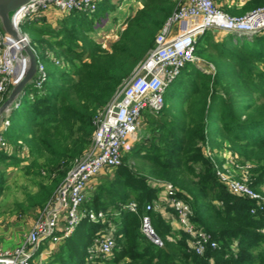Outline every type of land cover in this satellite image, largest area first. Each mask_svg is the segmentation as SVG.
<instances>
[{
    "label": "trees",
    "instance_id": "1",
    "mask_svg": "<svg viewBox=\"0 0 264 264\" xmlns=\"http://www.w3.org/2000/svg\"><path fill=\"white\" fill-rule=\"evenodd\" d=\"M140 1L143 8L133 11L108 47L92 37L95 14L70 13L59 29L45 19L27 20L31 46L46 65L47 80L42 93L31 83L19 99L5 132L10 146L0 152V162L22 166L28 176L45 175L52 183L37 182L39 190L28 206H21L22 212L44 208L75 161L85 155L97 114L154 48L176 8L175 0ZM107 7L104 3L97 12L103 9L106 14ZM48 53L63 58L70 69L67 64L57 67ZM196 55L213 63L216 71L207 74L194 65L182 71L176 80L181 107L177 112L165 107L158 120L153 119L151 139L138 141L114 177L97 185L84 206L118 210L112 254L88 262V249L103 226L83 220L51 264H264V212L252 215V201L229 193L205 155L206 147L227 148L241 164L250 162L249 185L263 193L264 33L251 38L226 34L218 41L207 31L197 40ZM130 160H145L150 174L177 188L178 197L193 211L192 222L212 236L218 249L195 254L184 232H173L159 213L147 210L160 188L134 173ZM3 184L0 179V196ZM132 201L138 203L137 213L122 209ZM144 215L151 217L163 247L142 233Z\"/></svg>",
    "mask_w": 264,
    "mask_h": 264
},
{
    "label": "built area",
    "instance_id": "2",
    "mask_svg": "<svg viewBox=\"0 0 264 264\" xmlns=\"http://www.w3.org/2000/svg\"><path fill=\"white\" fill-rule=\"evenodd\" d=\"M99 2L100 0H31L15 13L14 21L20 27L27 20L40 21L51 9L65 15L73 12L93 14L97 11ZM207 31L249 38L264 33V6L243 16H236L222 11L214 0H180L177 9L157 34L154 48L136 66L112 100L97 114L96 130L89 150L75 161L44 211L33 223L24 243L14 250H6L0 244V264H45L44 258L52 255L58 246L69 239L83 220L103 226L88 249V262L112 254L116 245L113 221L118 216V210L85 209L84 204L88 200L86 190L103 172L116 170L123 164L127 149L141 139L140 129L145 116L159 115L164 110L167 89L180 77L182 71L188 65L201 69L196 45L198 38ZM47 57L57 67H64L63 58L52 53H48ZM24 61L20 49L9 41L0 27V106L17 82L19 67L21 70ZM46 80V65L39 60L33 84L41 93ZM13 110L6 114L0 124V152L10 146L5 132L11 125ZM205 155L213 163L217 178L229 193L252 201V215L264 212V194L249 185L250 170L253 167L251 164H241L230 151L222 154L206 147ZM150 183L160 188L164 194L180 230L188 236L187 243L192 252L203 256L208 249H218L219 245L212 236L192 222L193 211L187 202L178 197L179 192L173 184L161 181ZM158 207L160 208V204L154 202L147 206V210H156ZM122 209L137 213L139 206L132 201L123 205ZM141 231L156 245L163 247L149 215L142 217Z\"/></svg>",
    "mask_w": 264,
    "mask_h": 264
},
{
    "label": "rangeland",
    "instance_id": "3",
    "mask_svg": "<svg viewBox=\"0 0 264 264\" xmlns=\"http://www.w3.org/2000/svg\"><path fill=\"white\" fill-rule=\"evenodd\" d=\"M140 2H141L140 0H104V1L101 0V2H99L98 5L102 6L104 3H107L108 11L106 14H104L105 13L104 10L100 9L98 12L96 11L97 13L95 12L92 14V15L95 14L93 17L94 33L92 34V37L97 42L102 43L105 47H108L110 43L115 42L118 39L120 32L124 30L126 20L133 13V11L138 9L137 7L138 5H140ZM178 2L179 1H176L175 10L178 7ZM65 16H66L65 14L59 12L57 17L52 21V25L56 29H59L60 23ZM103 25H104V29L101 30L100 27ZM108 27L113 28V31L109 30ZM21 30L26 34L27 33L31 34L32 25H30L29 22L25 21L21 25ZM106 30L107 32L104 33V31ZM197 57L201 60V65H202L201 69L198 68L199 70L202 71L203 69L206 72L205 71H202V72L207 73V74H213L216 71L213 63L207 61L206 59L200 56H197ZM66 64H67V68L70 69L69 64L65 62V66ZM23 67L24 65H21V70L19 67L18 74L22 72ZM180 97H181L180 88L178 86V82L175 81L168 87L166 95H165V104H166V107L169 109V111H170V108L171 110H175V112L178 111L177 109L181 107ZM160 116H161V113L159 115L147 114L146 122H144L141 127L142 128L141 130L143 133L140 135V137H142L141 140L149 141L148 139H151L153 135L151 132L152 126H153L152 121L153 119L158 120ZM134 145L135 144H132L131 147L127 149L125 156L128 152L132 150ZM89 148L87 149V151L89 150ZM214 151L216 153L223 154L225 151L227 153V151H230V150L225 148L224 150L215 149ZM10 153L12 154V150ZM237 159L239 162H241L240 157L237 156ZM246 163L251 164L250 162H246ZM129 165L132 168L134 173L138 174V176H144L147 180H149V182L150 181H161V182L171 183L169 181L159 179L153 176L152 174H150L148 162H146L145 160H141L137 162L130 160ZM142 166L144 167V169H142ZM114 171L115 170L105 171L101 175H99L97 178H95V180L93 181L94 183L90 186L92 188L90 192V196L94 192L97 185H99L101 182L106 181L107 179H112L114 177ZM0 179H3L4 181L3 191L0 196V244L6 250L8 249L14 250L15 248L19 247L21 244L24 243L26 234H28L29 230L31 229V225L38 219V217L44 211L46 205L48 204L50 200L47 202L44 208L33 207V208H29L25 212L21 211V206H28L29 198L31 196H34L38 192L39 186L37 182L45 181L49 185L52 183V181H48L45 175H43L42 177H34L33 175L28 176L22 170V166L21 167H7L2 162H0ZM262 192H263L262 194H264V187L262 188ZM89 200H90V197L88 198V201ZM86 203L84 204V206L86 205ZM11 238L15 239L16 243L5 242V240L11 239ZM60 246L57 247V249L52 255H48L44 258L45 264H51L52 257L54 256L55 253L59 251Z\"/></svg>",
    "mask_w": 264,
    "mask_h": 264
},
{
    "label": "water",
    "instance_id": "4",
    "mask_svg": "<svg viewBox=\"0 0 264 264\" xmlns=\"http://www.w3.org/2000/svg\"><path fill=\"white\" fill-rule=\"evenodd\" d=\"M31 0H0V27L9 41L17 46L24 56V67L17 82L12 86L7 98L0 106V121L5 114L18 105L19 99L25 94L26 88L33 83L38 69V57L31 46L29 36L14 21L15 13L29 4Z\"/></svg>",
    "mask_w": 264,
    "mask_h": 264
},
{
    "label": "crops",
    "instance_id": "5",
    "mask_svg": "<svg viewBox=\"0 0 264 264\" xmlns=\"http://www.w3.org/2000/svg\"><path fill=\"white\" fill-rule=\"evenodd\" d=\"M175 1H180V0H175ZM214 1H215L216 5L222 11H224L225 13L231 14V15H236V16L245 15V14L251 12L252 10L258 8L259 6H263L264 5V0H214ZM100 2H101V0H100ZM137 8H141V9L143 8V5H142L141 2H140V5H138ZM58 13L59 12L57 10L51 9L50 11H48L46 13L45 18H43V19H45L48 23H51L52 24V21L57 17ZM120 27H121V25H120ZM103 29H104V26H103ZM108 29L111 30V31H113V28H111V27H108ZM101 30H102V28H101ZM106 32H107V30L104 31V33H106ZM212 32H213V35H214L215 39L218 40V41L223 40L224 37H225V35L223 33H221V32H217V31H212ZM6 114H5V116H6ZM146 118H147V115L145 116L144 122H146ZM2 120L0 121V124H2ZM141 129H140V131H141L140 132V135L143 134ZM141 139H142V137H141ZM93 183L94 182H91L89 184V187L86 190V194L88 196L87 199L90 197V192L92 190V188L90 186ZM154 202L157 203V204H160V208L158 207L154 211L157 212V213H159L162 216V218L164 219V221L166 222V224H168V225L171 226L172 231L173 232H182L180 230V227L178 226L177 222L175 221L173 212L170 209V207L168 206V203H167V200H166L164 194L162 193V191L160 189H159V193H158V198ZM109 210H114V209L111 208ZM32 225H31V227H32ZM114 225H115V223H114ZM115 228H116V225H115ZM26 236H27V234H26ZM25 239H26V237H25ZM5 242L16 243L15 239H12V238L11 239H8V240H5Z\"/></svg>",
    "mask_w": 264,
    "mask_h": 264
},
{
    "label": "bare ground",
    "instance_id": "6",
    "mask_svg": "<svg viewBox=\"0 0 264 264\" xmlns=\"http://www.w3.org/2000/svg\"><path fill=\"white\" fill-rule=\"evenodd\" d=\"M18 47H21V46L19 45V46H17V48H18ZM18 49H19V48H18Z\"/></svg>",
    "mask_w": 264,
    "mask_h": 264
}]
</instances>
